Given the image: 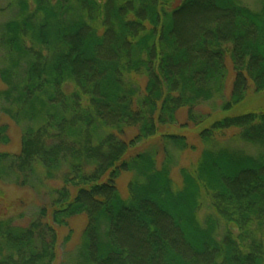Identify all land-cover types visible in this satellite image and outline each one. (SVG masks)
I'll return each instance as SVG.
<instances>
[{"label": "trees", "instance_id": "16d2710c", "mask_svg": "<svg viewBox=\"0 0 264 264\" xmlns=\"http://www.w3.org/2000/svg\"><path fill=\"white\" fill-rule=\"evenodd\" d=\"M7 9L0 114L21 144L0 152V182L36 188L39 171L62 176L27 226L0 219V264H55L58 228L77 217L87 225L72 264H264V111L194 130L213 113L195 109L223 93L229 72L222 110L251 86L264 93V0L256 10L243 0H11ZM228 133L238 146L224 144ZM10 142L0 124V146ZM188 152L196 163L177 167Z\"/></svg>", "mask_w": 264, "mask_h": 264}, {"label": "rangeland", "instance_id": "374dc122", "mask_svg": "<svg viewBox=\"0 0 264 264\" xmlns=\"http://www.w3.org/2000/svg\"><path fill=\"white\" fill-rule=\"evenodd\" d=\"M10 2L11 0H0V23L9 21L13 16L12 12L7 9ZM243 2L253 10L259 9V0H243ZM1 57L2 54L0 52V59ZM233 82V72H229L223 93L216 96L211 102L203 103L195 109V113L202 115H209L213 112L210 117L194 128L195 132L199 133L210 127L215 121L223 118L239 116L253 111H264V93H256L252 86L248 90L244 101L229 110H222V105L226 103L232 95ZM4 88V85L0 84V91ZM0 117V124L9 126V136L11 139L8 146H0V152L17 153L20 150L21 130L8 117L1 114ZM187 118V112H183L179 118L178 125L181 126L187 123ZM230 136H232V133H228L226 138L223 139L224 144L238 146L230 140ZM188 137L191 144L199 149V152L204 148L197 138ZM239 146L245 148L250 154L256 153L253 147L244 146L242 144ZM198 156V153L196 154L194 152L184 153L177 167H190L196 163ZM173 175V184L176 189L180 184V177L177 175L176 170ZM61 176L62 175H55L52 179H48L39 171L35 182L36 188L30 185L24 187L4 185L0 182V219L14 218L16 219L17 225L27 226L37 210L48 203L50 197L48 194L50 191L54 188L61 187ZM131 179V175L123 174L118 181V189L124 198L128 193L127 184ZM207 213L208 211L200 212V218H203ZM86 225L87 220L85 217H77L70 222L68 229L58 228L59 249L55 264H72L73 261L77 260L78 252L81 247L82 235ZM70 230L72 234H70ZM69 235H71L70 239L65 240Z\"/></svg>", "mask_w": 264, "mask_h": 264}]
</instances>
